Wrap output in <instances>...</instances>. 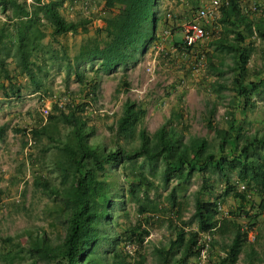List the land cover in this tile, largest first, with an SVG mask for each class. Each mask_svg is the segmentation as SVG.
Listing matches in <instances>:
<instances>
[{"label":"trees","instance_id":"obj_1","mask_svg":"<svg viewBox=\"0 0 264 264\" xmlns=\"http://www.w3.org/2000/svg\"><path fill=\"white\" fill-rule=\"evenodd\" d=\"M222 3H225L221 6L223 22L239 17L246 32L252 34L254 26L264 38V18L255 23L247 15L243 16L239 0ZM104 4L110 8L104 17V41L89 39L72 59L56 37L79 26L85 29L89 19H66L57 0H0V11L6 17L0 25V75L5 80L0 89L4 95L21 97L24 87L11 74L9 57L18 72L28 76L34 90L49 93L52 84L48 81L50 68L45 54L55 57L62 51L66 89H69L71 73L80 84L67 100L53 103V110L44 121L24 130L34 139L48 138L50 142L45 149L56 150L54 163L61 177L60 185L50 183L43 176H35L33 182L59 197L51 211L62 220L64 234L54 240L46 230L34 227H24L15 235L0 231V264L21 261L26 264H147L146 254L140 248L149 234L150 215L162 209L151 194L158 190V184L168 189V210L176 212L181 223H173L174 218L168 216L174 236L167 244L154 245V264H191L190 259L204 247L200 242L202 233L224 234L227 230L232 232L231 239L222 245L223 254L215 264H235L247 240V230H243L235 217L245 216L254 221L264 213V133L245 132L244 120L234 110L228 111L226 127L213 126L208 120V128L219 138L217 149L207 137L187 136L170 121L151 133L143 124L147 109L139 101L128 98L111 126L115 131L114 143L106 144L96 127L89 123L84 108L98 99L100 72L110 73L119 66L137 63L157 38L159 16L158 0H105ZM47 29L52 40L61 46L60 50L55 43L44 45ZM234 32V40L224 37L216 47L233 57V63L228 65L233 70L231 88L236 94L232 103L242 112L253 104L252 96L261 92L264 79L252 78L248 63L253 47L243 43L242 30ZM196 46L183 47L180 39L174 40L172 47L180 54L183 48H186L185 54L194 49L197 54ZM201 55L202 52L197 54L200 58ZM223 65L224 62L218 66L209 62L216 73L212 87L219 96L227 87ZM87 70L94 71L93 77L89 78ZM122 84L128 86L125 80ZM216 106L217 101L212 104L211 113ZM61 124L67 128L64 132ZM7 129L8 124H0V140L4 139ZM117 168L126 183L121 181ZM195 172L203 179L194 197L193 218L197 229L186 230L188 221L183 219V199L177 194L186 189ZM212 175L224 182L223 189L204 198L202 189H208ZM228 195L234 197L237 205L223 214L219 197L224 199ZM128 201L135 205L137 214L146 215L144 220L131 219L126 208ZM119 215L123 216L122 223ZM130 243L134 250L128 247ZM245 264H264V255L260 256L251 247L246 251Z\"/></svg>","mask_w":264,"mask_h":264},{"label":"rangeland","instance_id":"obj_2","mask_svg":"<svg viewBox=\"0 0 264 264\" xmlns=\"http://www.w3.org/2000/svg\"><path fill=\"white\" fill-rule=\"evenodd\" d=\"M168 0H158V20H169L174 22L180 15V11L190 12L192 16L198 6H207L212 12H221L220 4L212 6L210 0H187L188 7H179L182 0H175V5L170 7ZM167 4V5H166ZM244 5H249L248 12L252 15V22H258L264 18V0H244ZM181 6H183L181 4ZM171 12L172 16L167 17L166 13ZM214 15V13H213ZM6 17L0 11V25ZM206 24V22H205ZM172 25V23H171ZM157 26V24H156ZM178 26L173 27V32H178ZM208 28V27H207ZM165 28H160V37L149 44L147 50L142 54L137 63L122 67L119 66L111 75L100 73V87L98 99L96 102L85 107V114L89 116V123L96 127V132L106 144L113 145L115 131L111 129L116 117L122 109L123 102L128 99L139 101L146 109L147 114L144 118V125L149 132H154L161 124L170 121L172 125L180 130H184L186 135H200L209 139L214 149H217L219 138L215 131L208 128V120L216 127H226L230 114L228 111L238 112V116L244 120L245 132L259 131L264 133V87L259 94L252 96V105L242 112L232 103L235 91L231 88V79L233 70L229 66L233 63L232 55L225 52L213 50L210 58L216 64L224 62L223 69L224 80L227 85L217 95L213 89L214 71L213 66H209L205 60V49L209 44L204 39L196 47L198 53L202 52L200 58L192 50L186 54H180L173 50V37L164 34ZM209 29V28H208ZM210 30V29H209ZM151 32V24L149 27ZM259 36V34H257ZM180 38V34H175ZM264 41V38L262 37ZM207 52H211L210 50ZM200 56V55H199ZM155 59V79L148 81L146 66ZM214 63V66L216 64ZM250 70L252 78L264 79V57L254 55L250 60ZM229 65V66H228ZM8 66L17 82H23V76L14 67L13 60H8ZM92 73V74H91ZM91 75H94L91 72ZM251 77V76H250ZM105 79V84L101 81ZM23 80V81H22ZM106 80H108L106 82ZM126 81L128 86H124L122 81ZM5 82L0 75V84ZM48 81L52 84L51 92L41 93L34 96L24 95L20 100L7 99L3 97L0 89V124H8V129L4 140L0 141V231L2 234H13L24 227H34L35 229H44L48 234L57 240L64 234V224L56 216L55 211H51L54 202L58 201V196L46 191L42 187H36L33 180L35 176H43L50 183L60 185V175L55 166L56 156L55 148L46 150L45 147L50 140L42 137L40 140L31 137L30 133H24L27 129L44 121L48 114L53 110L54 102H63L69 98V95L80 88V84L74 80H69L70 90H66L65 84L61 80V75L50 71ZM23 84V83H22ZM143 86L144 92L139 90ZM24 91H27L26 88ZM37 96V98H36ZM76 98H79L77 96ZM217 101L214 113L210 112L212 104ZM118 104L119 108L114 114H101L99 108ZM44 108L49 112L45 113ZM21 128L23 131L18 130ZM65 128L61 124V130ZM25 130V131H24ZM120 140V139H119ZM120 142H123L121 139ZM117 174L123 183H126L125 177L121 176L120 169H116ZM208 180L207 188L202 189L204 198L219 194L223 189L224 182L216 180L212 175ZM158 182V181H157ZM203 179L198 172H195L191 181L184 191L178 192V197L183 199V219L187 220V229H197L196 220L193 218L195 191L201 187ZM168 189L158 184V190L151 194L156 197L162 206L156 211L148 221L149 234L146 236L143 246L140 248L146 254L147 264H154V245L167 244L174 232L168 225L167 218L172 216L173 223L180 225L177 220V213L168 210V201L166 199ZM220 209L226 214L230 209H235L237 202L232 195L224 199L219 197ZM167 209H163L165 207ZM126 208L130 211V217L136 220L138 217L145 218V214L139 215L136 212L135 205L128 201ZM119 221L123 222V216L119 215ZM236 221L241 224L243 230H247V240L243 251L235 264H245L246 251L249 248H255L260 256L264 255V213L259 215L254 221L245 216H236ZM153 222V223H152ZM232 232L227 230L224 234L217 232L202 233L200 242L204 244L203 251L190 259L191 264H215L218 256L223 254L222 245L230 241ZM134 250L133 243L128 245ZM2 250L0 245V251ZM0 263L2 260L0 259ZM14 264H26L24 261ZM43 264V263H41Z\"/></svg>","mask_w":264,"mask_h":264},{"label":"crops","instance_id":"obj_3","mask_svg":"<svg viewBox=\"0 0 264 264\" xmlns=\"http://www.w3.org/2000/svg\"><path fill=\"white\" fill-rule=\"evenodd\" d=\"M27 1H31V0H27ZM59 2V9L62 12V14L65 16L66 19L68 20H83V19H89V22L87 23V26L85 29H83L81 26L78 27L77 30L75 31H67L66 33L57 35V39L59 40V44L61 43L62 46L65 48L68 56H70L72 59L75 55L78 54L81 46H83V44L85 42H87L89 39H96L99 42H103L104 41V17L108 14L110 8L107 7L104 2L105 0H57ZM183 2L180 3L179 7H188V1L187 0H182ZM211 1V5L214 6V4H216L217 0H210ZM175 0H168L167 3L170 5V7H173L175 5ZM240 4L243 6V9L241 12V14L247 15L248 17L252 18V15H250L248 12L249 9V5H247V7H245L246 5H244V0H239ZM227 3V0H226ZM181 4L183 6H181ZM117 5V4H116ZM167 5V4H166ZM158 7V5H157ZM115 8V7H114ZM116 9V8H115ZM180 15L176 18V20H174V22H168L169 20H165V18L163 20H158L157 21V26L155 29L156 35L157 37H160L159 35L161 34V32L159 33V29L161 28H166L167 26H171L172 28L174 26H178L177 30L178 32H175L173 34V39L174 40H180L181 36H182V23L184 22L185 19L190 17V12H184V11H180L179 12ZM214 13V15H213ZM221 16H222V12H212L210 14V16L206 19V28L209 31L208 36L205 38L206 43L209 44L207 46V48L205 49V54H206V58L204 60V62H212V57L209 58L212 54V51L215 50L216 51H221L220 49H218L216 47L217 44H219V42L221 41L222 38H227L229 40H234V31L237 30H242L244 33V39H243V43H249L251 44V46L253 47V50L251 52L250 55V59H249V67H250V60L253 58L254 55H261V58L264 57V41L262 40V36H258L256 29L253 26V32L252 34L246 32L245 27L243 25V21L237 17L236 19H232V21H235L236 24H232V21H226L223 22L221 20ZM5 19V18H4ZM3 22V21H2ZM172 23V25H171ZM173 30V29H172ZM173 32V31H172ZM180 34V38L179 37H175V34ZM203 41V40H202ZM201 41V42H202ZM200 42V43H201ZM43 43L44 45H52V43H55L52 40V37L49 33V29H47V35L43 38ZM55 47L59 48L58 50H60V45L58 43H55ZM53 46V45H52ZM47 47V46H46ZM211 51V52H207V51ZM221 52H225V51H221ZM227 55H231L228 52ZM144 54V53H143ZM45 60L47 63V66L50 68L49 71L54 70V72L59 73L61 75V80L63 81V83L65 84V75H66V66H65V61L62 60V51H58L57 55L55 57L53 56H47V53L45 54ZM203 57V54L201 55V58ZM8 60H12V57H9ZM14 62V61H13ZM215 63V62H212ZM216 64V63H215ZM220 64V62H219ZM97 64H95L96 66ZM218 66V63L216 64ZM14 67L16 68V70L18 71V68L16 67L15 63H14ZM94 71L93 70H87L86 74H88L89 78L93 77V75H91ZM50 73V72H49ZM91 73V74H90ZM102 73V72H100ZM113 73V72H112ZM112 73H108V75H111ZM213 74H216L215 71L212 70ZM21 76H23L24 81L22 82L24 84V87L22 89V95L21 97H14V96H5L3 93V97L7 98V99H13L15 98L16 100H20L21 98L24 97V95L27 93V95L30 96H34V95H39L41 94L40 91H36L33 89V86L29 83V78L27 75L25 74H21ZM214 77H216V75H214ZM72 79L74 80L77 84L78 81L75 80L74 78V74L71 73L70 78L68 79V81ZM254 79V78H253ZM108 80H106L107 82ZM101 84L104 85L105 84V79H103L101 81ZM66 87V85H65ZM70 87V85H69ZM26 88L27 91H24V89ZM67 90V89H66ZM70 90V88L68 89V91ZM66 96H68L67 94H65ZM37 98V96H36ZM253 132H255L254 130H252ZM4 140V139H2ZM0 140V141H2Z\"/></svg>","mask_w":264,"mask_h":264},{"label":"built area","instance_id":"obj_4","mask_svg":"<svg viewBox=\"0 0 264 264\" xmlns=\"http://www.w3.org/2000/svg\"><path fill=\"white\" fill-rule=\"evenodd\" d=\"M226 2V0H224ZM222 0H217L216 4H220ZM214 4V6L216 5ZM211 11L209 7L207 6H199L194 14L190 16L189 18L185 19L182 23V36L181 41L183 43V47H193L195 45H198L202 40H204L208 34L209 31L206 28L205 21L210 16ZM167 17L170 18L172 16L171 12L166 13ZM173 28L169 25L164 29V34L166 36L171 35ZM186 50V48L181 49V52L185 54L183 51ZM146 70L148 73V81H153L156 77L155 75V59L152 60V62L146 66ZM143 86L141 89H137L140 91V93L144 92ZM119 108L118 104L105 106L102 108H99V112L101 114H114L117 109ZM45 113L49 112L48 108H44ZM203 251V250H202Z\"/></svg>","mask_w":264,"mask_h":264}]
</instances>
